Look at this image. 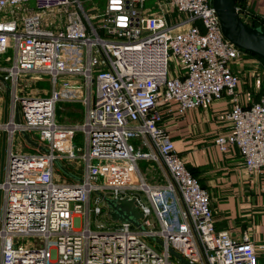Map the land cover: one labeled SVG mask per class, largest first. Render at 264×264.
Instances as JSON below:
<instances>
[{"label":"built area","instance_id":"1","mask_svg":"<svg viewBox=\"0 0 264 264\" xmlns=\"http://www.w3.org/2000/svg\"><path fill=\"white\" fill-rule=\"evenodd\" d=\"M152 1L154 8L148 0H99L87 8L84 0H0V55L14 51L12 63L0 65L9 85L6 91L0 80L7 100L0 264H183L170 248L189 264H259L252 239L216 228L210 195L178 153L164 116L225 100L214 120L228 129L215 144L237 149L244 174L264 175V63L225 38L212 0ZM175 9L187 15L175 17ZM237 10L251 24L247 5ZM42 74L51 77L49 95L18 87L22 76ZM59 101H82L84 121L57 123ZM75 130L85 134L78 156ZM23 132H36L44 149L13 152V136ZM75 158L84 165L80 175L63 162ZM138 160L155 162L163 183L147 182ZM61 167L75 181H55ZM103 197L133 199L142 228L121 220L105 227L97 219L101 202L111 219ZM20 236L43 245L15 244Z\"/></svg>","mask_w":264,"mask_h":264},{"label":"crops","instance_id":"2","mask_svg":"<svg viewBox=\"0 0 264 264\" xmlns=\"http://www.w3.org/2000/svg\"><path fill=\"white\" fill-rule=\"evenodd\" d=\"M245 1L253 12H249L251 19L264 23V0ZM226 107L222 99L190 109L184 115L171 112L165 114L164 126L187 168L208 191L216 228L228 231L234 240L252 239L261 248L259 264H264V175L244 174L237 149L222 152L215 144L216 135L228 127L215 122L214 115ZM5 114L3 105V118ZM3 149L0 132V159Z\"/></svg>","mask_w":264,"mask_h":264},{"label":"rangeland","instance_id":"3","mask_svg":"<svg viewBox=\"0 0 264 264\" xmlns=\"http://www.w3.org/2000/svg\"><path fill=\"white\" fill-rule=\"evenodd\" d=\"M99 2V0H84L85 7L91 6L93 2ZM152 5L154 8L156 5L154 1L148 0V4ZM3 15V13H0V17ZM187 15L185 12L179 11L178 9H175L174 16H185ZM56 24H58V21H56ZM51 26V28H53ZM13 55L14 51L12 48H7L6 51L0 55V65L2 66H9L13 61ZM170 70H174L176 68L175 64L173 62L169 63ZM96 71L94 72V74ZM76 78V77H75ZM77 78H82L81 76ZM18 87L24 88L25 94H39L42 95H49L51 93L52 89V83H51V77L46 74H42L39 76L38 79L31 80L30 78H26L25 76H22L18 81ZM85 90V87H84ZM91 92L94 94L95 92V84L92 83L91 85ZM7 100L0 94V121L3 120V105H6ZM72 104H67V102L59 101L56 104V110H55V121L57 123H70V124H76V123H82L85 118V107L82 101L77 102H70ZM67 104V105H66ZM16 135L13 136L12 139V149L15 153H28V154H35L38 153L39 150L36 148V146L29 144L25 138L21 136L20 133H15ZM29 138H32V141L38 144V141H40L39 135L36 132H33L32 134H28ZM129 142L134 145L136 149H144V146L142 145V140L139 137H131L129 138ZM41 144H46L45 141H41ZM73 150L75 154L78 156L82 154L85 151V134L82 130H75L74 131V137L72 140ZM6 158V157H5ZM5 161V160H4ZM3 159H0V169L2 166ZM64 164L66 167L72 171H76L77 173L82 174L84 171V165L81 159L75 158V159H65ZM138 167L144 178L147 182L151 183H163V180L161 179V173L159 169L157 168V165L155 162L148 161V160H138ZM55 181L62 182V183H70L75 181L73 177H70L65 172H61L58 170H55ZM141 197L144 199L143 195L141 194ZM93 199H94V193L91 194V204L93 205ZM100 205L102 206V214L97 216V219L105 224V227H112L117 223L116 220H111L105 216V207L103 206V203L101 202ZM151 221H153V216H151ZM0 223H1V207H0ZM91 226L95 227V217L92 216L91 218ZM148 244L151 245L155 243V250L158 252L161 251L162 246L157 243L155 240L148 238L147 240ZM14 243L18 245H23L25 247L35 248L40 247L43 245V239L36 237V236H20L14 239ZM152 246V245H151ZM172 259L174 261H178L179 259L172 256ZM180 261V260H179ZM184 264V263H183Z\"/></svg>","mask_w":264,"mask_h":264},{"label":"water","instance_id":"4","mask_svg":"<svg viewBox=\"0 0 264 264\" xmlns=\"http://www.w3.org/2000/svg\"><path fill=\"white\" fill-rule=\"evenodd\" d=\"M30 6H34L35 0H29ZM212 4L217 12L220 21V27L226 39L234 43L240 49L252 53L264 61V29L261 26L248 24L239 15L237 10L238 0H212ZM0 80L6 86V91L9 90V85L0 76ZM18 120V118H17ZM23 137L26 141L36 147L44 149L42 146L33 142L26 132H23ZM63 172L70 174L65 168ZM108 214L112 220L130 221L137 226H140L138 219L142 214L138 211L134 200L127 199H110L103 197ZM142 228V226H140ZM169 251L177 257L182 263L189 264L183 257L174 252L171 248Z\"/></svg>","mask_w":264,"mask_h":264},{"label":"trees","instance_id":"5","mask_svg":"<svg viewBox=\"0 0 264 264\" xmlns=\"http://www.w3.org/2000/svg\"><path fill=\"white\" fill-rule=\"evenodd\" d=\"M238 4H240L241 6H246V1L245 0H238ZM249 12H250V14L251 15H253V12L251 11V10H249ZM251 24H253V25H255V26H261L262 25V23H261V21L260 20H257V19H254V18H252V20H251ZM249 53V52H248ZM250 55H252V56H256V55H254V54H252V53H249ZM258 57V56H257ZM261 59V58H260ZM262 60V59H261ZM263 61V60H262ZM263 63H264V61H263ZM194 175V174H193Z\"/></svg>","mask_w":264,"mask_h":264}]
</instances>
